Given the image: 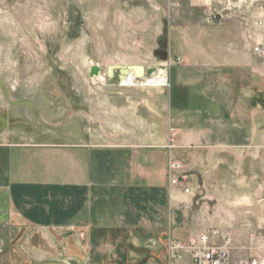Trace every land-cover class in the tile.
I'll return each mask as SVG.
<instances>
[{
  "label": "rangeland",
  "instance_id": "1",
  "mask_svg": "<svg viewBox=\"0 0 264 264\" xmlns=\"http://www.w3.org/2000/svg\"><path fill=\"white\" fill-rule=\"evenodd\" d=\"M205 15L199 0H0L1 264H192L170 245L196 238L210 216L224 221L234 261L264 257V228L228 226L227 212L195 209L187 163L197 148L180 131L179 67L197 59L225 67L224 77L229 61L252 53L247 9L211 23ZM137 63L151 65L144 76L163 69L166 84L126 86L117 71L107 76L109 65ZM93 65L104 80L90 75ZM234 75L244 78L243 69ZM222 80L221 97L234 87ZM169 126L178 133L172 154L191 174L188 205L164 175ZM45 145L80 155L87 169L84 206L67 227L10 216L12 169Z\"/></svg>",
  "mask_w": 264,
  "mask_h": 264
},
{
  "label": "crops",
  "instance_id": "2",
  "mask_svg": "<svg viewBox=\"0 0 264 264\" xmlns=\"http://www.w3.org/2000/svg\"><path fill=\"white\" fill-rule=\"evenodd\" d=\"M259 59L249 53L229 61L224 77L220 72L223 66L186 60L179 67L180 95L184 101L179 112L180 131L197 148L194 161L187 163L190 170L192 167L195 170L196 211L214 214L224 211L230 219L231 214L235 215L228 226L262 229L264 60ZM135 65H143L145 74L151 66ZM239 68L243 69L244 78L234 75ZM221 80L234 84L222 97L216 92ZM220 149L228 151L217 155ZM87 178L83 158L67 149L45 145L25 151L11 173L8 188L11 218L29 227H67L84 206L83 185ZM184 201L191 203L187 196ZM210 218L212 225L207 229L226 226L223 220Z\"/></svg>",
  "mask_w": 264,
  "mask_h": 264
},
{
  "label": "built area",
  "instance_id": "3",
  "mask_svg": "<svg viewBox=\"0 0 264 264\" xmlns=\"http://www.w3.org/2000/svg\"><path fill=\"white\" fill-rule=\"evenodd\" d=\"M206 11L205 19L208 23L214 22L226 12L241 8L250 12L253 29L247 32L252 54L264 60V0H199ZM178 133L175 127L169 126L167 132V144L169 150L166 165V177L170 187L177 188L182 194L190 196L192 190L189 184L191 174L185 163L176 159L172 149L176 146ZM187 205L188 202H183ZM259 242H264V235L258 237ZM251 240H254L251 239ZM4 240L0 235V256L4 251ZM172 252L183 258L190 257L192 264H264V257L253 254L246 258L234 261L232 259V238L226 229L208 228L196 238L187 242L173 241L170 245ZM1 264V260H0Z\"/></svg>",
  "mask_w": 264,
  "mask_h": 264
},
{
  "label": "bare ground",
  "instance_id": "4",
  "mask_svg": "<svg viewBox=\"0 0 264 264\" xmlns=\"http://www.w3.org/2000/svg\"><path fill=\"white\" fill-rule=\"evenodd\" d=\"M145 74V73H144ZM98 79H105L102 77L100 74H98ZM167 77L166 74L163 72V69L158 70V73L153 75V76H144L140 79L135 77V70L130 69L129 73L122 79L120 80L121 85H126V86H134V85H147V86H163L166 84Z\"/></svg>",
  "mask_w": 264,
  "mask_h": 264
},
{
  "label": "water",
  "instance_id": "5",
  "mask_svg": "<svg viewBox=\"0 0 264 264\" xmlns=\"http://www.w3.org/2000/svg\"><path fill=\"white\" fill-rule=\"evenodd\" d=\"M130 69L135 70V77L140 79L145 73V68L143 65H123V64H112L107 67L106 73L108 77H112L117 71V78L122 80L130 71ZM100 71L97 65L90 67V75H96Z\"/></svg>",
  "mask_w": 264,
  "mask_h": 264
}]
</instances>
